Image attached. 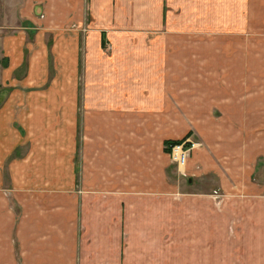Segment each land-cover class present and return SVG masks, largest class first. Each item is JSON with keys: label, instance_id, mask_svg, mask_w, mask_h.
<instances>
[{"label": "rangeland", "instance_id": "374dc122", "mask_svg": "<svg viewBox=\"0 0 264 264\" xmlns=\"http://www.w3.org/2000/svg\"><path fill=\"white\" fill-rule=\"evenodd\" d=\"M66 3L0 0V104L13 89L8 83L15 82L4 77L10 60L5 41L21 38L17 39L22 44L20 55L24 59L29 55L16 77H22L21 82L29 74L37 79L38 85L31 90L16 87L17 91L45 98L58 97L65 90L70 95V82L59 81L64 78L65 63L74 64V69L79 63V47L82 70L72 94L77 95L81 107L87 100L97 104L100 112L113 105L115 117L92 120L104 130L91 135L92 146L84 143L77 152V161L84 163L80 167L83 174L77 175L75 195L89 196L97 191L102 198L93 199L98 206L104 205L112 181L119 182L116 187L120 189L114 188L116 195L124 189L128 170L135 172L136 182L148 184L144 189L148 192L152 184L161 183L163 193H179L180 206L187 205L182 194H204L208 201L194 206L210 207L211 214L197 212L193 235L192 231H179L180 255L171 259L177 258V264H264V22L252 24L253 28L237 24L242 30L235 35L243 34V38L220 40L223 48L226 43V54L197 55L189 54L186 25L179 23L177 16L174 24L148 30L141 23H92L87 3L77 12L65 10ZM65 29L73 35L63 36ZM102 31H106L102 36L105 50H117L115 81L84 82L88 55L90 58L91 49L101 43ZM122 31L131 33L119 37ZM219 34L234 35L223 29ZM251 34L259 37L251 38ZM174 46H179L177 54L169 51ZM65 47L72 48L67 59L63 57ZM33 56L36 59L30 70ZM104 58L98 61L97 53L89 63L92 66ZM82 111L80 108L81 117ZM83 118L80 129L85 126ZM107 124L112 130L109 135ZM98 126L95 123V128ZM86 136L90 141V135ZM84 137L80 136L83 142ZM167 140L187 142L184 152L194 167L186 163L181 168L174 162L172 154L165 151ZM85 158L90 159L87 164ZM94 158L99 180L97 187L90 189L86 182ZM142 160L147 162L143 167L134 165ZM151 161L155 165H150ZM80 224L87 231L79 232L78 239L92 240L88 233L95 223L83 215ZM102 231L107 234L106 227ZM189 235L192 238L188 239Z\"/></svg>", "mask_w": 264, "mask_h": 264}, {"label": "crops", "instance_id": "0c3cea01", "mask_svg": "<svg viewBox=\"0 0 264 264\" xmlns=\"http://www.w3.org/2000/svg\"><path fill=\"white\" fill-rule=\"evenodd\" d=\"M66 1L64 9L70 11L72 8L75 12L87 3L92 23H141L152 30L165 28L166 23L174 24L177 16L178 22L186 25L189 54L197 55L226 54V43L223 48L220 40L243 38V34L235 35L242 30V25L237 24L264 22V0ZM221 29L234 35L219 34ZM63 32V36L73 35H68L66 29ZM91 32L97 33L96 30ZM104 32H101L98 48L91 49L90 58L88 55L84 82L115 81L117 50L112 53L105 50ZM118 33L119 37H127L131 32ZM250 37L258 38L259 35L251 34ZM17 39L21 38H10L3 46L10 59L4 77H12L15 82L8 83L13 89L0 104V264H177V258L171 257L180 255L179 231H192L193 235L197 212H212L210 207L194 206V203L207 202L205 195L182 194L187 198V205L180 206L179 193H163L161 183L152 184L148 192L144 190L148 184L142 180L136 182L135 172L131 170L125 172L124 189L118 195L114 188L119 187V182L112 181L104 205L98 206L95 202L94 199L100 201L102 198L97 191H86L91 193L89 196L75 195L77 175L83 174L80 167L81 162L84 163L77 161V152L80 153L84 143L92 146L91 135L101 134L104 130L98 121L95 123L99 126L95 128L92 120L114 118L115 107L109 105L100 112L98 105L89 100L83 107L79 106L77 95L72 94L82 70L79 47L76 48L79 63L76 62L75 69L74 64L65 63L64 78L59 81L70 82V95L66 90L65 94L55 98L18 92L16 87L31 90L38 84L30 74L24 82H21L22 77H16L27 64L25 59H29V55L25 59L20 55L22 44ZM177 47L169 51L177 54ZM71 52L72 48L65 47L63 57L69 58ZM97 53L98 61L105 58L91 66L89 61H93ZM104 53L105 56L100 57ZM35 59L36 56L30 59V70ZM80 108L84 110L81 113L85 119L84 129H80ZM243 115L251 117L250 114ZM106 128V135H109L112 130L108 124ZM81 135H85L84 142ZM86 135H90V141ZM85 160L87 164L90 159ZM95 160L86 182V188L90 189L96 188L99 180V165ZM146 164V160H142L135 161L134 165L143 167ZM192 164L188 161L186 166L194 167ZM150 165L155 164L151 161ZM83 215L91 224L95 223L88 233L92 240L86 242L77 237L79 232L87 231L80 224ZM105 227L107 234L102 231ZM164 255L167 257L163 258Z\"/></svg>", "mask_w": 264, "mask_h": 264}, {"label": "built area", "instance_id": "2783aa9c", "mask_svg": "<svg viewBox=\"0 0 264 264\" xmlns=\"http://www.w3.org/2000/svg\"><path fill=\"white\" fill-rule=\"evenodd\" d=\"M189 143H191V142H189ZM186 144H187V142H185V143H183L181 145H175V146H173L172 151L170 153V155L172 154L173 161L176 162V163H178L179 166H180V160L179 159H177V160L175 159V153L180 151L181 153H184V154L187 155V153L184 152V147L186 146ZM188 157L189 156H185L184 165H186V163L188 161Z\"/></svg>", "mask_w": 264, "mask_h": 264}, {"label": "trees", "instance_id": "16d2710c", "mask_svg": "<svg viewBox=\"0 0 264 264\" xmlns=\"http://www.w3.org/2000/svg\"><path fill=\"white\" fill-rule=\"evenodd\" d=\"M181 144H183V142L181 143L180 141L178 142V141H174V140H171V141L167 140L165 142V145H166L165 151L170 154L171 151H172L173 146L181 145Z\"/></svg>", "mask_w": 264, "mask_h": 264}, {"label": "bare ground", "instance_id": "6f19581e", "mask_svg": "<svg viewBox=\"0 0 264 264\" xmlns=\"http://www.w3.org/2000/svg\"><path fill=\"white\" fill-rule=\"evenodd\" d=\"M186 154L179 152L175 153V159H179L180 160V167L184 166V159H185Z\"/></svg>", "mask_w": 264, "mask_h": 264}]
</instances>
